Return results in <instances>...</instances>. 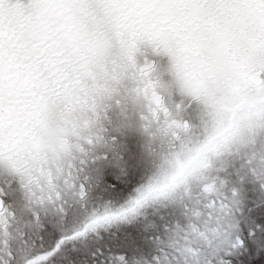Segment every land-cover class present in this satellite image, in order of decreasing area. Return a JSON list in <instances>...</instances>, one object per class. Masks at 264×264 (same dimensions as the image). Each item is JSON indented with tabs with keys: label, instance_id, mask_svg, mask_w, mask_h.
<instances>
[{
	"label": "snow or ice",
	"instance_id": "6c2138e0",
	"mask_svg": "<svg viewBox=\"0 0 264 264\" xmlns=\"http://www.w3.org/2000/svg\"><path fill=\"white\" fill-rule=\"evenodd\" d=\"M0 264H264V0H0Z\"/></svg>",
	"mask_w": 264,
	"mask_h": 264
}]
</instances>
